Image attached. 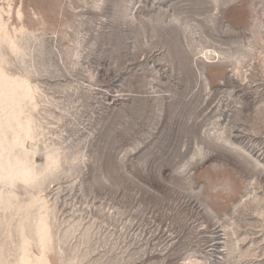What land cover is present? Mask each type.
Masks as SVG:
<instances>
[{"label":"rangeland","instance_id":"rangeland-1","mask_svg":"<svg viewBox=\"0 0 264 264\" xmlns=\"http://www.w3.org/2000/svg\"><path fill=\"white\" fill-rule=\"evenodd\" d=\"M5 33L0 161L54 162L0 183V264H264V0H0Z\"/></svg>","mask_w":264,"mask_h":264},{"label":"bare ground","instance_id":"bare-ground-1","mask_svg":"<svg viewBox=\"0 0 264 264\" xmlns=\"http://www.w3.org/2000/svg\"><path fill=\"white\" fill-rule=\"evenodd\" d=\"M7 41H8V37L6 36L5 33L4 37H0V47L3 43ZM30 96H31V88L26 83L8 78L0 68V111L2 112L3 110L9 107L12 110L7 116V118L4 117L6 119L4 120L0 119V154L5 152V150L8 149L11 150L15 148L17 145H21L23 147L24 146L22 142L23 136L26 137L31 136V128L29 122L28 121L22 122L21 119L19 118V113H20L19 111L21 107L19 106L14 107V104H16L21 98H26ZM9 132H12L14 138L16 137L15 139L18 138V140L13 142L8 141L7 135ZM245 149L248 152L249 156L251 155L256 160L264 162V153L257 155L258 154L257 147L254 144H249V145L247 144L245 146ZM53 162L54 161L49 158L47 164L44 167L42 166L43 169L40 170L35 166V162L29 161L26 157L24 158L18 155H14L13 157H7L6 159L0 161V183L7 184L11 188L14 187L18 182H22L25 184L36 183L38 181L39 176L42 174L43 170L45 171L49 169L50 165H52ZM260 173H262L261 176L263 183L262 186L264 187V172L260 171ZM195 204L197 205V202H195ZM39 230L41 232V240L43 246H46L50 241V232H49V226L45 218L41 219L39 223ZM213 237H214L213 244L211 245L210 252L212 256H216L220 252L219 251L220 246L217 245L219 244V242H216L220 239V234H218V232H214ZM47 263L45 259H38L35 264H47ZM18 264H32V263H29L27 258H22Z\"/></svg>","mask_w":264,"mask_h":264}]
</instances>
